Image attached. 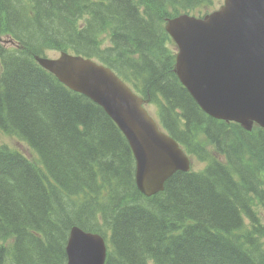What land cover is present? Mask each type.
<instances>
[{
    "label": "trees",
    "instance_id": "16d2710c",
    "mask_svg": "<svg viewBox=\"0 0 264 264\" xmlns=\"http://www.w3.org/2000/svg\"><path fill=\"white\" fill-rule=\"evenodd\" d=\"M218 2L0 0V34L24 45L0 78V132L33 151L0 146V264H66L75 225L107 239L106 264H264V132L204 113L176 75L165 29ZM44 41L113 69L202 167L143 195L108 114L34 65L30 47L41 54Z\"/></svg>",
    "mask_w": 264,
    "mask_h": 264
},
{
    "label": "water",
    "instance_id": "95a60500",
    "mask_svg": "<svg viewBox=\"0 0 264 264\" xmlns=\"http://www.w3.org/2000/svg\"><path fill=\"white\" fill-rule=\"evenodd\" d=\"M178 46L176 73L210 116L264 128V0H225L203 18L182 14L167 20ZM64 77L70 89L101 106L126 136L136 159V182L147 195L164 190L190 160L179 143L162 132L135 94L110 68L82 56H68ZM61 61V60H59ZM63 62V63H64ZM56 65L51 61L50 67ZM69 264H105L106 241L79 227L67 246Z\"/></svg>",
    "mask_w": 264,
    "mask_h": 264
},
{
    "label": "bare ground",
    "instance_id": "6f19581e",
    "mask_svg": "<svg viewBox=\"0 0 264 264\" xmlns=\"http://www.w3.org/2000/svg\"><path fill=\"white\" fill-rule=\"evenodd\" d=\"M104 37H108V35H103V39ZM41 39V38H40ZM46 41V40H45ZM42 42L40 46L43 47V52L41 54H37V49L36 47L34 46V48L30 47V51H29V57L31 58V60L34 62V65L39 68L40 70L46 72L44 73L43 75L48 79V81L52 84V81H55L57 83H61L62 85H64L65 87H67L68 89H70L65 83H63L61 81V78H59L55 73L56 72H61L62 76L64 77V74L62 72H64V67H65V64H67V62H64V61H67L68 59H70V57L68 56H73L74 54L75 55H80V54H77L75 52H72V51H69V50H64V51H61V50H57L55 48H50V49H47L49 47H47L45 45L46 42ZM0 78L1 76L3 75V73L8 70L10 67H12L17 59L19 58V56L21 55V53L24 51V45L23 43L21 42V39H14V38H11L9 36H3L2 34H0ZM52 53H56L58 54L57 57H53L52 56ZM80 56H83V55H80ZM56 60V65L54 67H50L51 65V61H55ZM61 60V61H59ZM64 62V63H63ZM71 91H73L72 89H70ZM73 92H76V91H73ZM77 93V92H76ZM89 99V98H88ZM91 100V99H90ZM92 102H94L93 100H91ZM95 103V102H94ZM96 104V103H95ZM98 105V104H97ZM104 110V109H103ZM105 111V110H104ZM106 112V111H105ZM107 113V112H106ZM108 114V113H107ZM108 116L110 117V115L108 114ZM117 126V125H116ZM118 127V126H117ZM1 135L5 136V137H8L4 134H2L0 132ZM23 144H26L22 141ZM2 145H8V146H12V145H9V144H0V146ZM12 147H17V146H12ZM17 148H19L21 150V152L23 153V155L25 157H29L30 154H29V150L32 151L29 146L26 144V145H23V146H18ZM33 152V151H32ZM95 178V177H94ZM97 181V180H96ZM99 181V180H98ZM95 182V181H94ZM135 184H137L136 182V178H135ZM138 187V186H137ZM139 189V188H138ZM165 189V187H164ZM139 191L145 195L146 197H153L154 195H147L144 191L140 190ZM164 191V190H163ZM162 192V191H161ZM160 193V192H159ZM158 194V193H157ZM156 194V195H157ZM68 217H70L68 215ZM67 218V216H66ZM72 218V217H71ZM76 218V217H75ZM243 218L245 220L246 223H249V217L244 214L243 215ZM72 220V219H71ZM74 220V219H73ZM66 222V221H65ZM69 222V221H68ZM74 222V221H73ZM67 223V222H66ZM72 223V222H71ZM63 225V224H62ZM64 227V226H63ZM74 227H79L81 228L80 226L78 225H75L73 227H71V229H69L68 231V234H67V242L65 244V247H66V254H67V263L66 264H69V254H68V251H67V246L68 244L72 241L73 239V229ZM66 228V227H65ZM82 230H84L83 228H81ZM86 232H90V233H94V232H91V231H87V230H84ZM49 235V233H48ZM63 233L62 234H59V235H55L53 237V235H49V237H52V238H56L58 240L61 239ZM51 238V239H52ZM64 238V237H63ZM64 240V239H63ZM49 241V240H48ZM56 242V241H55ZM64 242V241H63ZM49 247V245L47 246ZM42 248V247H41ZM40 248V250H41ZM46 248V247H45ZM106 248H107V256H106V261H107V258H108V250H109V247H108V244H106ZM48 249V248H46ZM44 250V249H43ZM46 256V255H45ZM60 258H63V257H60ZM59 258V259H60ZM264 258V257H262ZM260 258V259H262ZM56 261V259H55ZM106 261H105V264H106ZM64 262V261H63ZM55 263V262H54ZM58 264V263H57Z\"/></svg>",
    "mask_w": 264,
    "mask_h": 264
},
{
    "label": "rangeland",
    "instance_id": "374dc122",
    "mask_svg": "<svg viewBox=\"0 0 264 264\" xmlns=\"http://www.w3.org/2000/svg\"><path fill=\"white\" fill-rule=\"evenodd\" d=\"M221 3H219V5H220ZM219 5L216 7V8H218L219 7ZM215 8V9H216ZM170 45L176 50V47H175V45L173 44V43H170ZM52 56L53 57H57L58 56V54H56V53H52ZM151 110H152V112H153V114L154 115H156V108H154V107H151ZM257 129V128H256ZM255 129V130H256ZM0 144H9V145H12V146H23V145H26V144H23L21 141H17L16 139H14L13 137H5V136H3V135H1L0 134ZM202 167V164L199 162V161H197V160H195L194 159V161H193V168L195 169V170H199L200 168Z\"/></svg>",
    "mask_w": 264,
    "mask_h": 264
}]
</instances>
